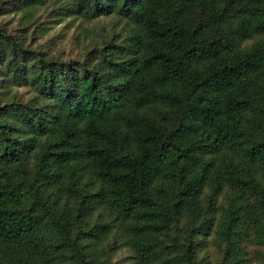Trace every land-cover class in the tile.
<instances>
[{"label": "trees", "instance_id": "1", "mask_svg": "<svg viewBox=\"0 0 264 264\" xmlns=\"http://www.w3.org/2000/svg\"><path fill=\"white\" fill-rule=\"evenodd\" d=\"M0 264H264V0H0Z\"/></svg>", "mask_w": 264, "mask_h": 264}]
</instances>
